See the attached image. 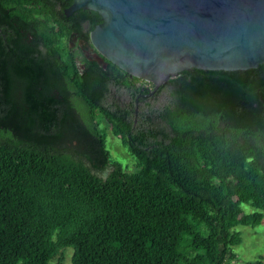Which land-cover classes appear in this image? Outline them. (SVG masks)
<instances>
[{
	"label": "trees",
	"instance_id": "trees-1",
	"mask_svg": "<svg viewBox=\"0 0 264 264\" xmlns=\"http://www.w3.org/2000/svg\"><path fill=\"white\" fill-rule=\"evenodd\" d=\"M61 1L62 11H0V24L21 35L17 24L47 25L41 33L55 57L67 31L90 41L96 23L82 28L84 17L101 21L89 9L67 17L73 1ZM67 66L64 139H83L71 120L81 110L96 151L74 157L62 144L33 141L28 122L0 127V264H50L64 248L74 250L73 264H232L236 228L264 220V64L185 70L147 97L139 95L153 84L112 62L90 78L72 58ZM59 67L55 60L54 79ZM102 122L136 171L112 160Z\"/></svg>",
	"mask_w": 264,
	"mask_h": 264
},
{
	"label": "water",
	"instance_id": "water-1",
	"mask_svg": "<svg viewBox=\"0 0 264 264\" xmlns=\"http://www.w3.org/2000/svg\"><path fill=\"white\" fill-rule=\"evenodd\" d=\"M100 14L95 59L153 84L185 70L241 71L264 64V0H72ZM138 102V99H137Z\"/></svg>",
	"mask_w": 264,
	"mask_h": 264
},
{
	"label": "flooded vegetation",
	"instance_id": "flooded-vegetation-1",
	"mask_svg": "<svg viewBox=\"0 0 264 264\" xmlns=\"http://www.w3.org/2000/svg\"><path fill=\"white\" fill-rule=\"evenodd\" d=\"M44 1L50 8H44L41 3L36 4V0H0V11H62L61 6L65 4L61 0ZM72 3L63 9L67 17L75 16L76 11L87 10L79 9L68 15ZM101 22L102 19L96 22L90 17H84L81 27L86 29L94 23L97 27ZM17 26L24 35L18 34L9 25L0 24V110L3 109L0 112V127H15L28 122L33 128L30 139L60 146L66 141V123L69 122L70 112L69 78L65 75L68 62L72 58L80 73L87 74L89 78L96 76V65L103 66L95 59L96 49L91 41V33L90 41H87L78 32L67 31V35L61 36L56 42L57 51L53 57V46L41 33L49 29L47 25H27L25 29L19 24ZM55 60L60 62V67L56 69V79L53 78ZM108 67L109 63L103 68ZM138 84L144 85L145 82L139 81ZM53 97L57 100L55 104ZM28 112L30 117L27 116ZM71 120L82 128L79 137L83 139L77 141L80 144L79 151L94 154L95 143L86 129L81 110L75 109ZM58 129L63 130L58 134Z\"/></svg>",
	"mask_w": 264,
	"mask_h": 264
},
{
	"label": "rangeland",
	"instance_id": "rangeland-1",
	"mask_svg": "<svg viewBox=\"0 0 264 264\" xmlns=\"http://www.w3.org/2000/svg\"><path fill=\"white\" fill-rule=\"evenodd\" d=\"M101 128L108 142V148L111 150L112 160L121 163L124 169L129 172L136 171V159L131 156L127 147L123 145L119 135H116L112 128L104 122H102ZM77 141L79 142L78 138H72L70 140L67 138L66 141L62 143L60 150L77 157L76 153L80 148V144ZM98 174L104 178L108 175L107 172ZM244 209L247 212H252L254 210L248 205L244 206ZM236 229L241 233L242 242L234 247V251L237 253L238 258L232 264H244L245 262L258 259L264 260V220L258 226L239 225ZM73 253L74 250L72 248H64L50 264H73Z\"/></svg>",
	"mask_w": 264,
	"mask_h": 264
},
{
	"label": "built area",
	"instance_id": "built-area-1",
	"mask_svg": "<svg viewBox=\"0 0 264 264\" xmlns=\"http://www.w3.org/2000/svg\"><path fill=\"white\" fill-rule=\"evenodd\" d=\"M142 81L145 82V83H148V84L150 83V82H148V81H144V80H142ZM150 84H151V83H150Z\"/></svg>",
	"mask_w": 264,
	"mask_h": 264
}]
</instances>
